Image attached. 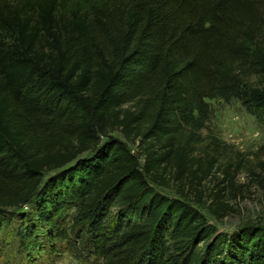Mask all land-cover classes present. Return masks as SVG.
Segmentation results:
<instances>
[{
	"label": "trees",
	"instance_id": "16d2710c",
	"mask_svg": "<svg viewBox=\"0 0 264 264\" xmlns=\"http://www.w3.org/2000/svg\"><path fill=\"white\" fill-rule=\"evenodd\" d=\"M217 99L264 122V0H0V233L19 264H264V226L219 232L184 201L218 169L225 215L241 170L209 130Z\"/></svg>",
	"mask_w": 264,
	"mask_h": 264
},
{
	"label": "rangeland",
	"instance_id": "374dc122",
	"mask_svg": "<svg viewBox=\"0 0 264 264\" xmlns=\"http://www.w3.org/2000/svg\"><path fill=\"white\" fill-rule=\"evenodd\" d=\"M214 108V115L209 124V130L219 140L229 146L225 154V162H232L234 167L241 160V170L236 173L234 187L224 191L227 203L226 214L213 212L211 196L218 190V184L223 175L219 170L210 172L206 180L198 186L203 192V199L197 200L196 196L189 195L186 201L203 212L209 223L214 225L219 232L232 235L244 226H264V187L255 175H251V168L260 174V164L264 156L259 154L264 144V122L255 118L245 107L237 101L226 102L221 99L209 100ZM118 138H124L114 133ZM125 141V140H124ZM128 147L135 154H140L137 143L127 142ZM257 153L259 155H257ZM235 160L237 162H235ZM143 162V156L141 157ZM157 192L171 198H181L178 188L159 187L154 185ZM177 189V190H176ZM71 214V213H70ZM10 232L0 233V264H19V256L14 249ZM60 264H92L91 261L79 260L70 254H64Z\"/></svg>",
	"mask_w": 264,
	"mask_h": 264
}]
</instances>
